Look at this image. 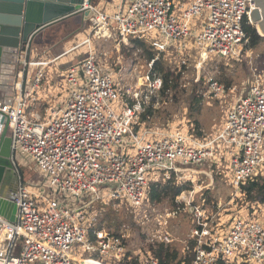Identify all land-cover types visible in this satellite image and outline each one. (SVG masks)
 Masks as SVG:
<instances>
[{
    "label": "built area",
    "instance_id": "built-area-1",
    "mask_svg": "<svg viewBox=\"0 0 264 264\" xmlns=\"http://www.w3.org/2000/svg\"><path fill=\"white\" fill-rule=\"evenodd\" d=\"M112 2L101 8L87 5L92 26L81 41L86 54L64 71L62 79L55 73L56 65L55 77L48 78L45 69L67 50L52 57L49 49L34 53L25 43L9 65L12 84L10 89L0 87V111L9 120L16 212L15 221L0 215V264H80L75 255L120 264L132 258L123 240L126 235L96 228L93 204L125 203L137 219L140 208L153 207L152 183L169 180L195 186L196 170L184 167L189 164L212 163L241 194H246L242 185L247 180L264 177V71L249 69L240 88H226L215 75L205 74L201 97L222 102L238 93L214 133L198 137L188 120L174 126L142 120L157 98L161 76L154 71L139 76L134 66L114 69L107 51L94 46L102 38L124 44L144 38L156 56L164 53L170 61L178 56L176 70L187 67L192 54L197 68L209 57L238 60L248 48L243 23H250L253 0ZM153 62L149 60V67ZM41 92L64 93L61 106H49L43 116L29 111ZM30 162L48 192L32 188L33 180H22L18 167H29ZM193 192L182 190L175 208H164L163 213L190 214V233L181 243L179 264H264V202H247L252 211L238 212L229 222L210 215L201 194L195 204ZM152 211L153 217L142 210L140 219L155 225L146 242L172 244L175 239L166 231L162 214ZM132 253L139 264H159L151 250Z\"/></svg>",
    "mask_w": 264,
    "mask_h": 264
},
{
    "label": "rangeland",
    "instance_id": "rangeland-1",
    "mask_svg": "<svg viewBox=\"0 0 264 264\" xmlns=\"http://www.w3.org/2000/svg\"><path fill=\"white\" fill-rule=\"evenodd\" d=\"M106 2L111 3L112 0H92L93 5L99 6L98 8H101V4L103 5ZM76 15L78 16H72V18L69 17L46 27L37 36L35 35L32 41L31 47L35 49L36 52L38 51L41 53L44 49H50L52 57L70 49L66 54L59 57L56 62L51 63L46 67L45 73L48 78L51 77L50 74L53 75L54 66L56 65L58 70L55 71V73L60 79H62L67 66L70 63H78L87 50V46L82 44L81 41L84 38L85 32L92 26V24L89 18L83 13ZM196 25L199 26L198 20H196ZM254 27L256 29L255 24ZM94 46L99 52L107 51V61L109 64L113 65L114 69H118L117 67L120 65H124L127 70L134 66L137 67L139 76H145L147 73L153 72L152 68L148 65L149 60L147 59L146 52L142 48L136 47L131 39H129L127 44H124L122 42L114 41L112 38H102L98 40V42L96 41ZM193 56V54L188 56L187 67H183L181 70H176L173 67L176 71H182V76L179 80L180 86L177 100H174L173 93L167 92V95L163 96L160 93V90L158 91L157 98H153L152 103L154 107L153 105L149 107L152 109L150 119L148 120L149 125L174 126L175 124L182 123L186 125L188 120L189 123L192 122L194 125V134L196 136L203 137L214 133L216 127L220 124L221 119L224 116L226 107L232 102L233 97L238 93V90L235 91V93H231L222 102L202 97L200 109L196 112V118L198 120L197 125L194 118L189 115L188 109L190 103L189 98L194 86H196L197 83L199 87H203L202 81L205 74H213L220 80L218 75H220L223 69H226L224 72L232 73L231 86L236 85L240 88L242 82L248 76L249 69L254 68L257 72L264 71V38L254 48H247L243 51L238 60L230 59L224 62L221 57H209L203 62L201 68H197L195 66L197 62ZM177 61L178 56L176 58L171 57V61L168 59V62L172 63L173 66L176 65ZM224 65H227V67H224ZM47 77L46 80L48 81L49 79ZM62 99V96L56 92H53L52 95L47 92H41L39 101L32 103L29 111L38 112L43 116L45 110L49 106H61ZM8 133H10V131ZM23 166L24 165H19L18 167L23 180H33V183L36 184L30 183L32 188L38 187L39 189L48 192L49 188L41 183L42 179L38 175L39 173L36 170V166H34L32 162L26 165L29 167ZM184 167L196 170L194 173L197 178L195 186L191 182H182V184L188 185L184 190H194L193 197L195 194V204L200 203V200H198L200 194L204 196L206 198L205 208L215 219L223 217L230 222L231 218H233L238 212L243 213L248 210L250 213L252 211V209L247 207L246 203L254 200L248 198L247 194L239 193V191L226 183L222 178L221 169L216 168L212 163L189 164L184 165ZM163 183L165 182H161V184ZM59 196L62 197L63 194L59 193ZM83 199L84 197L81 201H83ZM175 200L176 198L173 202L169 197H164L158 202L159 204L151 200L153 207L148 208L151 204L143 206L140 208V214L142 215V210H144L145 212H149L153 217V208L162 214L163 218L161 220L166 223V225H164L167 228L166 231H168L175 239V241L170 244L171 249L176 250L177 252V257L172 264H179L180 262L178 261H180V259L183 260L182 256L179 254L182 253L181 243L189 236L191 222L190 214L186 211L179 212L176 216L167 217L163 215L164 208H167L168 210H173L175 208ZM71 202L78 203L76 202V199H72ZM91 209L92 213H97L95 222L96 228L106 229L113 234L126 235L127 244L130 250L129 254L132 258L137 260V256L132 253V250L137 251L138 248H140V250L144 252L149 247L146 239L149 231L155 228L154 223H152V221L142 223V221H140V219L142 220L141 215L138 216L137 219H134L125 203L117 201L116 203L110 202L107 205H102L97 202V204L91 206ZM98 221L102 223V227H97ZM118 225H120V229ZM77 258L80 259L81 264L85 260L83 259L85 257L77 256ZM187 260L188 262L190 260L188 256L184 261L188 263ZM103 261L106 264H115L114 262L109 263L105 260ZM137 263L139 264L138 261ZM84 264H95V262L93 260L90 262L84 261Z\"/></svg>",
    "mask_w": 264,
    "mask_h": 264
},
{
    "label": "water",
    "instance_id": "water-1",
    "mask_svg": "<svg viewBox=\"0 0 264 264\" xmlns=\"http://www.w3.org/2000/svg\"><path fill=\"white\" fill-rule=\"evenodd\" d=\"M85 2L90 4L92 0H0V74L5 49L16 52L25 43L31 47L35 35L46 27L79 13L87 16ZM253 2L255 7L249 14L250 23L257 24L260 27V31L256 27L257 33L264 37V0ZM8 127V117L0 111V215L15 221L16 205L12 197L17 173L11 161ZM21 178L23 180L22 175Z\"/></svg>",
    "mask_w": 264,
    "mask_h": 264
},
{
    "label": "trees",
    "instance_id": "trees-1",
    "mask_svg": "<svg viewBox=\"0 0 264 264\" xmlns=\"http://www.w3.org/2000/svg\"><path fill=\"white\" fill-rule=\"evenodd\" d=\"M74 16H78V15H74ZM243 30L248 38V44H247L248 48H254L264 38L263 36H260L257 33L254 24L247 23L245 21L243 23ZM38 34H36V36ZM132 41L134 42L136 47L142 48L146 52V56L148 60L154 58V62L152 64V70L157 74H159L162 78V86L160 88V93L163 96H166L167 92H171L173 93V98L176 101L179 93V86H180L179 80L181 79L182 71L174 70L173 64L168 62L169 58L164 53L156 56V51L148 44V42L144 38L132 39ZM31 50L36 52L35 49H33L32 47ZM223 61L226 62V59H223ZM224 67H227V65H224ZM224 70L226 69H223L222 70L223 72L221 71L220 75L218 76L220 78V81H222L225 84L226 88H228L231 86L232 83V73L224 72ZM200 88L202 87H199V85H197L196 83V86H194L191 92V96L189 98L190 103L188 106L189 115L194 118V121L197 125H198V120L196 118V112H198V110L200 109V102L202 100ZM151 113H152V109L148 108L142 114L141 116L142 120L150 119ZM186 187H188L187 184H182V183L173 184L170 183L169 180L163 184L152 183L150 186L149 196L150 199L155 202L161 201L164 197H169V199L174 202L176 195H178ZM242 188L250 199L264 202V177L257 176L253 179H249L247 180L246 183L242 185ZM102 226H103L102 223L98 221L97 227H102ZM119 226L120 225H118V227ZM126 238H123V240L127 243ZM147 244L149 245L147 249L151 250L153 255L159 259V264H172V262L175 261L177 257V252L176 250H172L170 245L165 246L163 243H156V244L147 243ZM120 264H138V263L136 259L131 258L130 260H123Z\"/></svg>",
    "mask_w": 264,
    "mask_h": 264
},
{
    "label": "bare ground",
    "instance_id": "bare-ground-1",
    "mask_svg": "<svg viewBox=\"0 0 264 264\" xmlns=\"http://www.w3.org/2000/svg\"><path fill=\"white\" fill-rule=\"evenodd\" d=\"M88 4L89 3L85 2L84 7H87ZM253 4H254V2H253ZM254 7H255V4H254ZM89 11H88V15L90 13ZM256 27L260 31V27L257 24H256ZM15 57H16V54H15L14 50L5 49V51L3 52L1 74H0V87H3V88L5 87L6 89H10L11 84H12V72H10V66L9 65L11 62L14 61ZM74 257L80 263V259L77 258L76 256H74ZM83 259H85L84 260L85 262H90L93 260L95 262V264H104V263L100 262L99 260H96L93 258H83ZM90 259H92V260H90ZM84 261L82 262V264H84Z\"/></svg>",
    "mask_w": 264,
    "mask_h": 264
},
{
    "label": "crops",
    "instance_id": "crops-1",
    "mask_svg": "<svg viewBox=\"0 0 264 264\" xmlns=\"http://www.w3.org/2000/svg\"><path fill=\"white\" fill-rule=\"evenodd\" d=\"M112 1H113V0H112ZM112 3H113V2H111L110 4H112ZM101 6H102V4H101ZM98 7H99V6H98ZM86 32H88V30H87ZM86 32H85V34H86ZM85 34H84V35H85ZM97 42H98V41H97ZM69 50H70V49H69ZM69 50H67V52H68ZM65 54H66V53H65ZM85 54H86V51H85V53H84V56H85ZM84 56H83V57H84ZM83 57H82V58H83ZM82 58H81V59H82ZM72 59H74V58H72ZM107 62H108V61H107ZM120 62H121V61H120ZM73 64H75V63H70V64L67 66V68H68L70 65H73ZM50 76H51V77H55V76H54V72H53V75L50 74ZM60 96H64V93H63V94L61 93ZM16 181H17V179H16ZM16 181H15V183H16ZM181 246H182V245H181ZM76 257H77V256H76Z\"/></svg>",
    "mask_w": 264,
    "mask_h": 264
},
{
    "label": "flooded vegetation",
    "instance_id": "flooded-vegetation-1",
    "mask_svg": "<svg viewBox=\"0 0 264 264\" xmlns=\"http://www.w3.org/2000/svg\"><path fill=\"white\" fill-rule=\"evenodd\" d=\"M8 185L11 186V187H14V185H12L11 183H9Z\"/></svg>",
    "mask_w": 264,
    "mask_h": 264
}]
</instances>
